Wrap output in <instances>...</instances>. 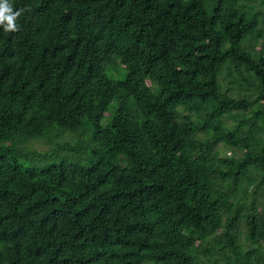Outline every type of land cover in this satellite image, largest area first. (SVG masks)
I'll return each mask as SVG.
<instances>
[{
    "label": "trees",
    "instance_id": "trees-1",
    "mask_svg": "<svg viewBox=\"0 0 264 264\" xmlns=\"http://www.w3.org/2000/svg\"><path fill=\"white\" fill-rule=\"evenodd\" d=\"M8 2L0 264H264V0Z\"/></svg>",
    "mask_w": 264,
    "mask_h": 264
},
{
    "label": "clouds",
    "instance_id": "clouds-1",
    "mask_svg": "<svg viewBox=\"0 0 264 264\" xmlns=\"http://www.w3.org/2000/svg\"><path fill=\"white\" fill-rule=\"evenodd\" d=\"M18 15L19 12L12 10V6L8 0H0V23L4 24L5 29H15V20ZM5 21L6 23H4Z\"/></svg>",
    "mask_w": 264,
    "mask_h": 264
},
{
    "label": "rangeland",
    "instance_id": "rangeland-1",
    "mask_svg": "<svg viewBox=\"0 0 264 264\" xmlns=\"http://www.w3.org/2000/svg\"><path fill=\"white\" fill-rule=\"evenodd\" d=\"M111 73V72H110ZM112 74V73H111ZM112 76V75H111ZM116 77H123L121 74H119V75H116ZM35 145L39 148V149H46V148H48V147H50V144L48 143V142H44V140L43 141H37L36 143H35Z\"/></svg>",
    "mask_w": 264,
    "mask_h": 264
}]
</instances>
